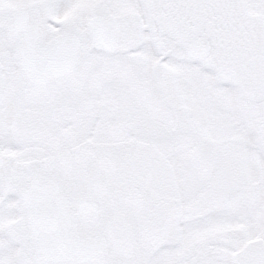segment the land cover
<instances>
[{
  "label": "snow or ice",
  "instance_id": "6c2138e0",
  "mask_svg": "<svg viewBox=\"0 0 264 264\" xmlns=\"http://www.w3.org/2000/svg\"><path fill=\"white\" fill-rule=\"evenodd\" d=\"M0 264H264V0H0Z\"/></svg>",
  "mask_w": 264,
  "mask_h": 264
}]
</instances>
